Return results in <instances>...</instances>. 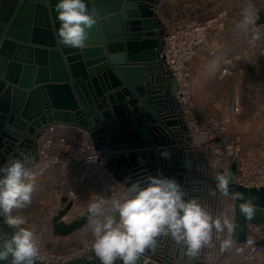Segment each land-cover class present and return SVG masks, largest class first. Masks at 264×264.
<instances>
[{"label": "water", "instance_id": "95a60500", "mask_svg": "<svg viewBox=\"0 0 264 264\" xmlns=\"http://www.w3.org/2000/svg\"><path fill=\"white\" fill-rule=\"evenodd\" d=\"M86 2L98 19L78 49L57 43V0H0V165L27 155L33 167L46 129L78 126L93 134L96 147L111 148L108 168L125 187L145 186L149 177L173 179L186 201L203 206L206 179L198 155L183 149L188 137L178 86L159 58L162 0ZM0 230L13 231L2 217ZM194 259L182 244L159 237L137 264Z\"/></svg>", "mask_w": 264, "mask_h": 264}, {"label": "clouds", "instance_id": "9594fccd", "mask_svg": "<svg viewBox=\"0 0 264 264\" xmlns=\"http://www.w3.org/2000/svg\"><path fill=\"white\" fill-rule=\"evenodd\" d=\"M54 11L60 25L56 31L57 43L83 49L86 29L97 24L95 7L90 11L86 0H57ZM236 28L248 34L253 47L264 54V31L255 26L251 6L244 9ZM31 165L32 158L27 155L0 165V217L13 230L11 235L0 230V261L6 264H38L40 259L35 232L25 227L24 216L13 214L14 210L32 203L36 183L30 179ZM124 189L120 198L98 197L88 207L91 251L101 264H115L117 260L137 264L146 250H154L159 237H170L185 246L187 256L195 257L210 244L213 229L219 232L223 227L232 228L227 220L223 226L214 220L196 199L186 201L180 185L173 179L149 177L145 186L137 182ZM109 204L113 214H108ZM240 210L249 218L253 213L247 203L241 204ZM231 243L225 239L222 247L227 249Z\"/></svg>", "mask_w": 264, "mask_h": 264}, {"label": "crops", "instance_id": "0c3cea01", "mask_svg": "<svg viewBox=\"0 0 264 264\" xmlns=\"http://www.w3.org/2000/svg\"><path fill=\"white\" fill-rule=\"evenodd\" d=\"M253 1L260 9V22L264 23V0ZM199 2L200 10H215L221 5L216 0ZM193 5L197 7L194 0H162L158 15L165 26V32L171 30L166 18L169 12L176 10L185 15L187 9L183 10L182 6H190L196 16L197 10L191 7ZM213 15L209 14L208 19ZM225 25L223 31L209 35L206 49L189 64L193 98L197 114L203 120L217 119L222 122L220 116L230 97V78L238 72L239 64L244 61L238 33L230 21L225 22ZM208 48H213V53ZM62 127L64 131L72 129ZM185 132L184 139L188 137L187 131ZM259 137L264 138L263 135ZM256 141V152L264 160V144L262 141L258 143V139ZM184 142L187 143V140ZM197 157L200 160V171L206 170L208 181L213 187L210 199L214 220H218L222 226L225 220L232 225L231 230L227 227L219 232L213 229L210 245L204 246L197 254L198 260H202L201 264H264V188L248 189L237 185L234 182L237 171L234 162L219 164L206 155L199 154ZM75 179L74 168L67 173H60L58 170L46 173L35 180L36 189L32 194L31 205L16 209L13 213L24 216L32 225L42 230L44 246L52 252L67 251L93 240L88 225V207L99 196L94 188L79 185ZM218 184L221 185L220 188ZM237 195L238 198H233ZM243 203L253 208L250 218L240 210ZM107 208L108 214H113L108 206ZM249 236L255 238L261 249L252 260L244 257V244ZM225 239L232 242L227 249L222 247Z\"/></svg>", "mask_w": 264, "mask_h": 264}, {"label": "built area", "instance_id": "2783aa9c", "mask_svg": "<svg viewBox=\"0 0 264 264\" xmlns=\"http://www.w3.org/2000/svg\"><path fill=\"white\" fill-rule=\"evenodd\" d=\"M249 6L255 16V26L264 31V23L259 20L260 9L253 0L241 1L239 21L244 9ZM225 26L224 16L219 15L203 23L192 21L187 25L168 30L162 40L159 58L178 86L175 99L181 107L188 136L183 149L197 155L209 156L219 164L234 162L237 165L234 177L237 185L248 189L264 188V160L254 150L245 148L240 138L234 136L223 122L217 119H201L197 114L193 98L189 64L206 49L209 35L223 31ZM239 36L243 53L264 61V54L249 42L250 36L242 30ZM208 50L213 53V48ZM111 153L109 146L96 147L93 134L84 128L77 126L64 131L62 126L53 125L46 129L38 144V158L32 167L30 179L37 180L52 170L67 173L74 168L76 169L75 181L79 185L94 188L101 198H120L126 187L108 168V157ZM205 184L206 197L203 207L214 218L209 204L213 187L207 179ZM108 207L110 208V204ZM25 227L32 229L36 234L40 249L39 263L71 264L87 257L97 258L91 251L92 242L67 251L52 252L44 246L42 230L28 220ZM260 251L255 238L249 236L244 244V257L252 260Z\"/></svg>", "mask_w": 264, "mask_h": 264}, {"label": "rangeland", "instance_id": "374dc122", "mask_svg": "<svg viewBox=\"0 0 264 264\" xmlns=\"http://www.w3.org/2000/svg\"><path fill=\"white\" fill-rule=\"evenodd\" d=\"M194 1L197 3V7L195 8L194 5L191 7L197 10L196 16L190 6L189 8L182 6L183 10L187 9L185 15L176 10L173 13L169 12L166 17L169 29L187 25L192 21L203 23L208 19V15L213 13L212 18L223 15L226 23L230 21L239 36L240 30H237L236 26L239 23L242 0H216L221 5L217 6L215 10L213 8L200 10V0ZM243 56L244 61L239 64L238 72L230 78V97L227 105H224L220 117L229 131L240 138L243 146L256 152V148H258L256 140L258 139V143L262 141L264 144V138L259 137L260 135L264 136V61L256 56L245 54ZM254 144L257 145L256 148ZM201 171L205 179L208 180L206 170L202 169ZM209 204L211 206V202Z\"/></svg>", "mask_w": 264, "mask_h": 264}, {"label": "trees", "instance_id": "16d2710c", "mask_svg": "<svg viewBox=\"0 0 264 264\" xmlns=\"http://www.w3.org/2000/svg\"><path fill=\"white\" fill-rule=\"evenodd\" d=\"M213 234V233H212ZM210 245V244H209ZM199 256H195L194 263L193 264H201L202 260H198Z\"/></svg>", "mask_w": 264, "mask_h": 264}, {"label": "flooded vegetation", "instance_id": "af4514ba", "mask_svg": "<svg viewBox=\"0 0 264 264\" xmlns=\"http://www.w3.org/2000/svg\"><path fill=\"white\" fill-rule=\"evenodd\" d=\"M44 135V134H43ZM41 140V139H40ZM40 142V141H39Z\"/></svg>", "mask_w": 264, "mask_h": 264}]
</instances>
